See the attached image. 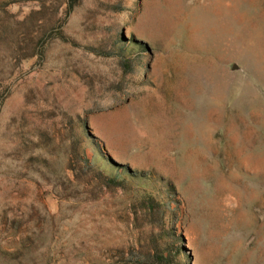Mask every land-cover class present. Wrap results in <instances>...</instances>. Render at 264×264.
I'll list each match as a JSON object with an SVG mask.
<instances>
[{"label": "rangeland", "instance_id": "rangeland-1", "mask_svg": "<svg viewBox=\"0 0 264 264\" xmlns=\"http://www.w3.org/2000/svg\"><path fill=\"white\" fill-rule=\"evenodd\" d=\"M39 8L0 0V264H108L155 215L183 264H264V0Z\"/></svg>", "mask_w": 264, "mask_h": 264}, {"label": "trees", "instance_id": "trees-1", "mask_svg": "<svg viewBox=\"0 0 264 264\" xmlns=\"http://www.w3.org/2000/svg\"><path fill=\"white\" fill-rule=\"evenodd\" d=\"M59 8L61 1L57 2ZM45 9V0H40V8L35 13H42ZM72 4L68 3L63 9L64 17L71 11ZM31 14V18H32ZM45 29V27H44ZM32 42V40H31ZM131 46H122L118 50L121 57L120 63L123 67L128 66L137 54L145 49L142 43L131 39ZM94 52V50H91ZM71 171H76L70 167ZM143 202L145 208L153 210L156 208V201L151 195H145ZM151 229L142 233L137 244L127 249H116L109 251L107 256L108 264H183L179 254V246L176 243L182 242V236L176 234L173 226L168 227L169 220L165 216H148ZM88 264H99L96 259H91Z\"/></svg>", "mask_w": 264, "mask_h": 264}, {"label": "water", "instance_id": "water-1", "mask_svg": "<svg viewBox=\"0 0 264 264\" xmlns=\"http://www.w3.org/2000/svg\"><path fill=\"white\" fill-rule=\"evenodd\" d=\"M234 68H235V66L232 67V69H234Z\"/></svg>", "mask_w": 264, "mask_h": 264}]
</instances>
